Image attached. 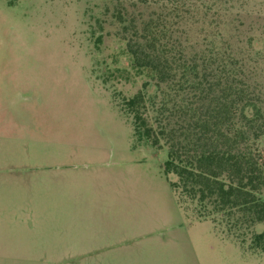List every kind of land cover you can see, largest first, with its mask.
Instances as JSON below:
<instances>
[{"label":"rangeland","instance_id":"374dc122","mask_svg":"<svg viewBox=\"0 0 264 264\" xmlns=\"http://www.w3.org/2000/svg\"><path fill=\"white\" fill-rule=\"evenodd\" d=\"M106 1L0 0V264H264L134 138L121 98L150 78Z\"/></svg>","mask_w":264,"mask_h":264},{"label":"trees","instance_id":"16d2710c","mask_svg":"<svg viewBox=\"0 0 264 264\" xmlns=\"http://www.w3.org/2000/svg\"><path fill=\"white\" fill-rule=\"evenodd\" d=\"M104 10L150 78L121 98L134 138L167 150L179 204L264 251V0H108Z\"/></svg>","mask_w":264,"mask_h":264},{"label":"crops","instance_id":"0c3cea01","mask_svg":"<svg viewBox=\"0 0 264 264\" xmlns=\"http://www.w3.org/2000/svg\"><path fill=\"white\" fill-rule=\"evenodd\" d=\"M85 256H82L81 258L83 259Z\"/></svg>","mask_w":264,"mask_h":264}]
</instances>
